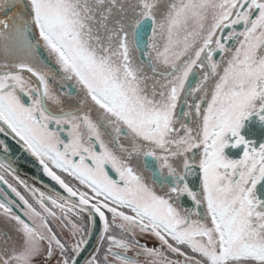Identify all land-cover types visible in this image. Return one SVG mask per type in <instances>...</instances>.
<instances>
[{"label": "snow or ice", "instance_id": "6c2138e0", "mask_svg": "<svg viewBox=\"0 0 264 264\" xmlns=\"http://www.w3.org/2000/svg\"><path fill=\"white\" fill-rule=\"evenodd\" d=\"M0 184V264H264V0H0Z\"/></svg>", "mask_w": 264, "mask_h": 264}, {"label": "water", "instance_id": "95a60500", "mask_svg": "<svg viewBox=\"0 0 264 264\" xmlns=\"http://www.w3.org/2000/svg\"><path fill=\"white\" fill-rule=\"evenodd\" d=\"M9 143L13 148V155L19 159L18 168L19 174H22L28 178L34 179L36 181L42 182L47 185L49 188L55 189L56 191L63 192V190L57 185L54 181H52L49 177L42 173L40 167L36 164L33 157L28 154H24L22 158H20V148L15 142L11 141L9 138Z\"/></svg>", "mask_w": 264, "mask_h": 264}, {"label": "flooded vegetation", "instance_id": "af4514ba", "mask_svg": "<svg viewBox=\"0 0 264 264\" xmlns=\"http://www.w3.org/2000/svg\"><path fill=\"white\" fill-rule=\"evenodd\" d=\"M235 155H236V158H238L239 155H242V146H241L240 149H237V150H236ZM19 175H21V177H22L23 179H26L30 184H31V183H35L37 187H40V188H41V190L48 191V190L50 189L47 185H45V184H43V183H41V182H39V181H36V180H34V179H31V178H28V177H26V176H24V175H22V174H19ZM8 179L11 180V177H8ZM12 182L14 183V181H12ZM0 187L5 188V190L9 191V193H10V190L7 189L6 186L0 184ZM21 191H24V190L21 188ZM10 194H11V193H10Z\"/></svg>", "mask_w": 264, "mask_h": 264}]
</instances>
